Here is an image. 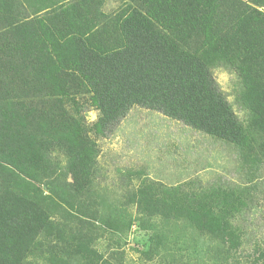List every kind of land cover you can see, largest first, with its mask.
I'll list each match as a JSON object with an SVG mask.
<instances>
[{"label":"trees","instance_id":"1","mask_svg":"<svg viewBox=\"0 0 264 264\" xmlns=\"http://www.w3.org/2000/svg\"><path fill=\"white\" fill-rule=\"evenodd\" d=\"M119 1L112 14L106 0H0V264H113L67 221L76 210L91 227L99 213L85 202L99 150L77 97L98 111L99 138L138 107L233 147L248 170L264 165V0ZM220 68L240 82L246 126L213 77ZM155 184L127 192L118 214L131 206L141 225L191 228L217 263L237 259L248 187ZM160 240L152 234L148 251ZM259 245L249 264H264Z\"/></svg>","mask_w":264,"mask_h":264},{"label":"rangeland","instance_id":"2","mask_svg":"<svg viewBox=\"0 0 264 264\" xmlns=\"http://www.w3.org/2000/svg\"><path fill=\"white\" fill-rule=\"evenodd\" d=\"M120 7L121 1L106 0L103 10L113 14ZM212 74L238 121L246 126L247 114L236 99L241 89L239 80L222 68L213 70ZM76 102L87 134L99 150V174L92 195L85 201L90 203V210L98 209L99 213L91 227L82 223L84 219H75L76 210H69L67 221L73 230L82 228L83 232L85 228V235L89 238L92 235L90 243L98 254L113 264H161L160 260L164 262L170 255L176 264H236L237 261L249 264V258L244 256L254 255L255 244L264 250V165L248 170L249 167L241 165L242 159L233 147L138 107L128 112L112 135L99 138L91 131L98 111L90 105L88 95L77 97ZM149 183L164 186L189 183L191 189L235 188L239 192L248 187L244 195L246 208L236 222L243 238L241 253L234 254L237 259L217 263L212 244L191 228L166 225L159 219L141 225L131 206L118 214L116 210H123L127 192ZM118 215L128 218L131 225L128 227L127 221L118 223ZM154 233L161 240L150 252L149 240Z\"/></svg>","mask_w":264,"mask_h":264}]
</instances>
